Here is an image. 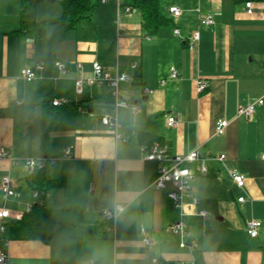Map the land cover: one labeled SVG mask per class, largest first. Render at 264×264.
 <instances>
[{"label":"crops","instance_id":"1","mask_svg":"<svg viewBox=\"0 0 264 264\" xmlns=\"http://www.w3.org/2000/svg\"><path fill=\"white\" fill-rule=\"evenodd\" d=\"M134 1L107 0L76 29L67 30L51 23L62 16V6L49 17L47 5L54 3L46 0L37 7V21L47 24L38 36L22 30L25 0H0V148L16 162L0 159V185L10 176L19 195L5 200L0 190V209L23 217L42 183L55 224L51 240L44 243L11 240L13 221L7 222L0 252H8L9 264H153V259L190 264L195 251L206 264H264V105L250 120L238 116L242 106L264 100V0H159L170 23L154 36L144 32L141 14L130 5ZM171 7L182 11L179 18L169 13ZM197 11L211 14L215 26L201 29ZM55 62L70 67V73L61 77ZM94 62L112 76L135 77L120 93L139 107L137 116L119 110L118 134L126 143L101 121L115 104L109 86L86 88L83 97H76L75 79L91 76ZM36 64L45 67L40 77L21 79V71ZM131 64L138 66L136 72ZM172 68L178 80L170 79ZM199 81L208 84L203 94L197 92ZM144 89L154 93L147 96ZM53 99L78 101L84 111L74 104L52 108ZM46 114L57 121V129H45ZM169 117L178 120L177 127L167 125ZM220 121L229 123L223 136L215 132ZM155 144L168 157L195 150L206 159L226 157L223 164L209 161L208 175L191 183L201 204L184 207V237L168 232L180 220V210L167 192L155 188L158 166L143 160L140 148ZM70 147L71 157L65 160ZM40 159L51 165L36 182L39 176L25 163ZM185 166L199 169V164ZM232 166L245 177L243 190L227 172ZM117 193L123 194L126 212L116 222L113 239L106 232L112 224L102 212L113 209ZM241 197L243 204L238 203ZM202 211L206 218L199 215ZM250 221L263 223L256 240L246 232ZM143 232L153 240V252L143 246Z\"/></svg>","mask_w":264,"mask_h":264},{"label":"built area","instance_id":"2","mask_svg":"<svg viewBox=\"0 0 264 264\" xmlns=\"http://www.w3.org/2000/svg\"><path fill=\"white\" fill-rule=\"evenodd\" d=\"M99 4L104 5L107 3V0H94ZM247 14H253V4L248 2L245 4ZM128 13L132 10L130 8L126 9ZM199 13V11H197ZM169 13L174 18H179L182 14V11L178 7H171L169 9ZM199 23L201 29H212L215 26V20L211 14L200 15L199 13ZM178 34V31H176ZM199 39V34L194 36V41ZM193 46L191 45V49ZM54 66L58 71L61 77H65L70 73V67L61 63L55 62ZM77 70L83 69L82 64L76 65ZM131 69L136 72L138 70V66L136 64H131ZM45 67L42 64H36L34 66L25 67L20 74L21 79L26 82H32L40 77V75L44 72ZM171 80H178L179 73L176 69L172 68L170 72ZM135 82V77L127 74H119L112 76L111 74L105 72L102 66L94 62L92 64V74L89 77L80 76L75 79V94L77 98H81L84 95L86 88L98 87L101 88L103 86H109L112 89L113 98H114V108L112 113L105 114L101 117L102 124L106 127H109L115 132V138L117 141L126 143L127 140L118 134V130L120 128L118 113L119 110L125 109L129 110L133 116H137L139 113V107L136 104L128 103L121 97V86L124 84H133ZM166 81L163 80L160 82L161 86H165ZM208 88V84L204 81H199L197 83V92L198 94H203ZM143 93L147 96L152 95L154 93L153 90L144 89ZM71 104L76 105L77 110L79 112H83L84 109L79 106V102L71 103L68 99H53L51 101V106L54 108H64L70 106ZM264 105V100L259 99L255 102H252L246 106H242L238 110V116L242 117L246 120H250L256 112V108ZM89 116H92L89 114ZM179 124L178 120L175 117H169L167 120V125L169 127H177ZM229 126V123L226 121L218 122L216 126V135L223 136L226 133V130ZM73 148H67L64 152V159L69 160L71 157ZM141 153L143 155V160L146 163H155L158 165V176L155 180V188L159 191L167 192L168 198L172 201L173 206L180 210V220L173 223L168 227V232L174 236L184 237L187 232V225L184 221L186 216L184 212V207L190 203L193 206H198L200 201L194 196L192 193L191 183L196 179L197 176H207L209 173L208 162L215 160L221 164H223L226 160L224 155H221L214 159H206L203 158L198 150L186 155V156H176V157H168L161 148L160 145L155 144L151 147L142 146L140 148ZM0 159L8 160L12 165L16 162L12 158L9 151L4 148H0ZM262 160L264 161V154L262 155ZM191 164H199V169L195 172L185 165ZM51 165V162L47 159L40 160H29L25 163L26 169L31 173H35L36 171L45 170L47 167ZM230 176L236 186L237 189L243 190L246 186V180L243 175L238 172H231ZM168 186H172V190H168ZM0 190L4 195L5 200L18 198L19 195L16 193V183L14 180L10 178V176H5L1 180ZM40 200V195L38 192L33 193V203L28 206L27 213H29L35 203ZM245 197H241L238 199V203H245ZM126 207V206H125ZM199 215L203 218H206L207 213L202 211ZM102 216L108 223H111L112 226L106 228V232L115 239L116 234V222L120 215H117L114 207L111 210H106L102 212ZM22 219V215H13L7 209H0V234L5 233L7 230V222L11 221H20ZM263 228V223L261 221H250L246 224V232L250 239L256 240L260 236V231ZM143 246L148 252H153V240L146 234V232L142 233ZM182 248L186 247V244L182 242ZM193 249L197 248V245L192 246ZM153 264H157L158 260L153 259ZM0 264H9V254L6 251L0 252ZM185 264V263H181ZM194 264V262L190 263Z\"/></svg>","mask_w":264,"mask_h":264},{"label":"trees","instance_id":"3","mask_svg":"<svg viewBox=\"0 0 264 264\" xmlns=\"http://www.w3.org/2000/svg\"><path fill=\"white\" fill-rule=\"evenodd\" d=\"M45 1L25 0L23 31H34L38 36L44 32L47 24L37 21L36 12L38 5ZM60 3L63 10L62 16L51 23L62 24L67 30L76 29L80 23L87 20L90 14L100 6L94 0H61ZM130 5L141 14L143 30L149 36L156 35L159 30L170 23L161 12L159 0H135ZM45 129L47 131L57 129V121L53 120V117L51 118L48 114L45 115ZM46 169L33 173L35 176H39V180L36 182H40L41 175L44 174ZM37 185L35 191L39 193L40 200L33 205L29 213L24 214L20 221H13L9 224L11 240L42 241L44 243H49L51 240L55 224L51 211L45 205L47 190L42 187V183L40 185L37 183ZM194 258V264H206L197 251L194 253Z\"/></svg>","mask_w":264,"mask_h":264},{"label":"rangeland","instance_id":"4","mask_svg":"<svg viewBox=\"0 0 264 264\" xmlns=\"http://www.w3.org/2000/svg\"><path fill=\"white\" fill-rule=\"evenodd\" d=\"M48 8V12L47 14L49 15V17H51L53 14H55L56 11H59L61 9V5L59 2L54 3V4H49L47 5ZM50 10V11H49ZM39 13L41 14V16H44V10H39ZM229 170H227L228 174L230 175L231 172H238V168H236L235 166L229 167ZM239 173V172H238ZM228 183V181H225V186H227L226 184ZM232 188V187H230ZM31 205V204H30ZM10 211V210H9Z\"/></svg>","mask_w":264,"mask_h":264},{"label":"clouds","instance_id":"5","mask_svg":"<svg viewBox=\"0 0 264 264\" xmlns=\"http://www.w3.org/2000/svg\"><path fill=\"white\" fill-rule=\"evenodd\" d=\"M112 203L117 215H121L126 212L123 194L117 193Z\"/></svg>","mask_w":264,"mask_h":264},{"label":"water","instance_id":"6","mask_svg":"<svg viewBox=\"0 0 264 264\" xmlns=\"http://www.w3.org/2000/svg\"><path fill=\"white\" fill-rule=\"evenodd\" d=\"M47 2L54 3V0H47Z\"/></svg>","mask_w":264,"mask_h":264}]
</instances>
